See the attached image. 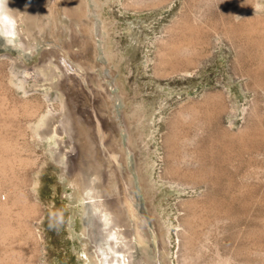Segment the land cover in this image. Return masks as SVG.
<instances>
[{
    "label": "rangeland",
    "instance_id": "obj_1",
    "mask_svg": "<svg viewBox=\"0 0 264 264\" xmlns=\"http://www.w3.org/2000/svg\"><path fill=\"white\" fill-rule=\"evenodd\" d=\"M84 1L96 29L95 50L88 46L85 51L92 57L77 58L72 52L82 47L72 44L66 56L83 72L79 60L95 63L91 73H97L107 83L106 93L108 89L112 94L107 104L112 115L106 109L99 112L113 116L121 129H114V139L123 150L135 214L121 227L119 238L131 240L132 262L264 264V0H137L140 5L133 8L125 6L131 0H98L99 13L95 0ZM255 2L260 11L253 9ZM40 7L35 12H41ZM19 18L11 45L0 34V60L13 57L20 67H40L45 81L39 76L33 83L36 89L26 94L10 83L8 66H0V95L7 98L6 104L0 98V106L23 107L24 99L40 105L50 94L58 97L54 103L60 106L70 98L63 91L65 73L55 63L56 55L43 62L55 47L42 35L46 41L36 37L33 46L23 47L26 24ZM59 21L70 28L67 40H74L72 27L81 32L77 20L65 16ZM110 48L115 56L108 66ZM162 48L171 74L158 77L154 66ZM234 104L251 114L229 113ZM1 107L0 131L9 145L2 154L0 150L7 158L0 165V264H95L93 244L83 232L93 231L96 222L107 235L105 229L113 223L110 213L98 207L103 192L96 176L88 177L95 199L72 177L67 161L79 155L76 140L65 132L60 138L32 136L35 115L29 116L24 107H6V112ZM14 109L19 113L10 116L7 112ZM40 110L42 114L45 106ZM123 112L132 135L140 134L134 149ZM61 139L67 146L60 145ZM59 146L69 154H58ZM171 168L178 171L175 177L190 184L170 182ZM164 174L167 180L161 178ZM137 224L141 240L134 235ZM156 228L163 232L162 239L154 234ZM116 243L109 237L100 246L111 254L109 246ZM113 256L118 260L123 253Z\"/></svg>",
    "mask_w": 264,
    "mask_h": 264
},
{
    "label": "bare ground",
    "instance_id": "obj_2",
    "mask_svg": "<svg viewBox=\"0 0 264 264\" xmlns=\"http://www.w3.org/2000/svg\"><path fill=\"white\" fill-rule=\"evenodd\" d=\"M84 2H85L84 0H3V3L0 4V34L5 37V40L8 43V45L9 44L11 45L12 39L10 37H12L13 35L17 33L18 25L16 23H17V19L20 17L19 19H21L22 22L26 24V29L24 31L27 34V39L25 36L22 41L23 47L28 49V47L33 46L35 39L41 38V35L46 36L49 39V41L54 45L55 49L51 52L47 51L49 53L45 56V58L43 59V62L46 63V62H49V60L53 61L54 59L53 55H56L55 58L57 60L55 61V63L58 66H60L61 69H63L62 71H64L65 73L64 74L65 75V78H64L65 90L63 91L67 92L70 98L66 100L65 103L63 104L61 103L60 106H58L59 104L54 103L58 99V97L56 95L54 96L53 94L47 95L45 97V100L43 101V104H40V105L33 103V101L29 99H24L25 101L23 102L24 103L23 107L26 108L27 114H29V116L35 115V118L33 117V119H35L34 120L35 122L34 123L32 122V125H30L31 131H32L30 133H32V136H37L40 139H44L45 136H50V135L57 136L60 138V136L62 137V134H64L65 132L68 135H70L69 137L71 140H74V139L76 140V142L74 143V146L76 147V149L77 148L79 149V152H78L79 155L76 159L70 157L67 161L69 164H72L70 165L71 170L73 171L71 173L72 177L73 176L78 177V182H77L78 185L83 190L90 189L92 191V193L90 194L91 196L90 198L95 199V193L93 192L94 191L93 185L89 183L88 177L92 174L96 176L97 180L100 183L99 187H101L102 189L101 191L103 192V195L100 197L103 200V203L101 204L98 203L99 204L98 207L100 209L104 208L105 214L110 213L111 220L113 223L112 228L105 229L107 235L103 233L100 226H98L99 224L96 222H95V227L93 231L91 228V231L85 229L83 232L85 236L89 237L90 243L93 244L91 245L93 246V248L91 249H92V256L94 258V262L95 264H115V263L130 264V263H133L132 258L128 256V252H130V248H131L130 246L131 240L129 239V241L128 240L124 241L120 239L119 236H121L122 234H119V233H123V231L121 232V227H123L124 229L127 227V224H126L127 220L130 217V215L134 213L132 209L133 199L129 196V188H130L129 186L130 185H129L128 177L123 172V160H124L123 150L122 148H119L117 140L114 139V136H115L114 129L118 131H120L121 129L119 128V126L114 124V122H112V117H113L111 116L112 113L107 108L108 107L107 104H110L109 99L112 98L110 97L112 96V94L111 92L109 93L107 89V93L109 94V97H108V94L106 93V88H105L107 83L105 84L104 80L101 77H99L97 73L96 74L91 73L90 69L91 68L94 69L95 67L94 65H96L95 63L92 64L90 59L88 61L79 60L78 66L80 65V67H83L85 69V72H83V71H79L73 64H71L70 61H73L71 60L72 57L67 58L66 56L72 52V47H73L71 46L72 44L74 45L78 43L82 47L81 51L72 52L73 54L78 55L77 58L81 56L82 54L83 56H86V58L92 57L91 54H87L85 51V49L88 48V46L92 48L93 50H95L96 37H97L96 29L94 28V22L92 18H89L90 16L88 17V13L90 9L88 5L86 4L87 2L86 3ZM129 2L125 4L126 8L140 5L137 0H133V1L131 0L132 3H129ZM144 3H142V5ZM146 4L147 2L145 3V5ZM41 5H42L41 12L37 10L35 12V9L41 8L40 7ZM95 5L97 6L96 9H97V12L99 13L100 12L99 6L101 5L100 2L98 0H95ZM45 6H47V8L43 10ZM253 9L255 11H260L261 5L256 4L255 8L253 7ZM65 16H67L70 19L72 18V20H77V22L80 24V27H81L80 33L79 31H76L75 26L72 27V30L74 31L72 32V36L74 37V40H77V42H75L74 40H67V38L65 37L67 32H69L70 28L64 27L59 23L60 22L59 20L64 18ZM103 29L104 30L107 29L105 24L103 25ZM259 33L261 34V32ZM54 34H56L57 36L59 34V37L56 38ZM47 38H41V40L46 41ZM67 43L69 46H67ZM61 51H64V55L61 54L62 53ZM166 55H167L166 50L164 48L158 51L159 61L157 60L158 61L156 63L157 65L154 66L155 75L158 77L168 76L169 74H171V72H168V70H166L165 68ZM110 56H111L110 61H109V56H108V61H109L108 66L112 65L111 63L112 56H115V53H113L112 50L110 51ZM74 63H77V62H74ZM2 65H7L8 68L10 69V71L9 70L8 71L11 72L12 74V78L13 79L16 78L15 82L13 79H11L10 83L17 84L18 89L19 88L22 89L26 94L34 90V88L36 89L37 86L35 87L33 83L38 80L40 81V77H42L41 76L42 68L40 69V67L35 66L33 69L29 70L28 68L20 67L18 66L19 60L13 57L7 60H0V66L3 69ZM172 73L173 74L175 73L176 75V72H172ZM9 76H8V79H10ZM43 79L41 80L43 81ZM5 83L9 86L7 82ZM119 83H116V84H119ZM256 83H255V86H256ZM259 88L261 87H258V89ZM252 89H254V87ZM122 90L123 89H121L120 94L124 99H126L127 94L125 93V91H122ZM137 94H138L137 90L136 91L134 90V95L136 96ZM5 96L6 95L4 96L2 95L0 98L4 99ZM6 99L7 98H5V100ZM1 102L6 104L7 100L6 101L3 100ZM5 104L3 105L4 107L0 106L1 108H4V110L8 108V106ZM97 104H99V106H95ZM43 105L45 106V111L41 114L40 108H42ZM217 106H220V105L217 104ZM16 107L15 109L19 111V108L22 106H20L19 108H16ZM252 107H255V106H252ZM8 109L12 110L11 107ZM15 109L13 111L9 110L7 113L13 112L12 115L11 113L9 115L16 116L19 112ZM105 109L108 114L111 113L110 117L108 114L107 116V115L102 114V112H99V110H105ZM7 110H5V112ZM227 110L229 111V113L235 114L237 111H240V110L242 113H244L248 109L246 108L242 109L239 106V104H234L231 107H228ZM3 112H0V113H3ZM123 118L126 124V128L130 134L128 137L130 147L134 149L133 145L135 142V137L139 136L140 134H136V136L132 135L129 129L130 128L129 118L125 112H123ZM244 119H246V117H244ZM110 120H111V123H110V126H108L107 123L109 124ZM57 123H61L62 126L58 127ZM172 125H174V122L172 123ZM26 129H29V128L26 127ZM4 135L8 136L6 134ZM2 136L3 134L0 131V138ZM2 138L0 139L1 154L3 153V149L4 150L8 149V145H9V143L6 142V139L4 138L2 140ZM111 139H112V142H111ZM63 141L64 140L62 139L60 140V145L62 144V145L67 146L66 142H63ZM170 144L172 143L170 142L168 146L171 148ZM9 151H11V148ZM57 151H58V154L60 155L62 154L66 155V154H69L70 152V151L69 152L65 151L62 146H59ZM78 153H76V155ZM1 154H0V165H2V163H4V161L7 159L6 157H3V155L1 156ZM65 167L67 169V165ZM176 171L173 168L169 170L168 173L171 176L170 182H172L173 184L181 185V186L190 184L187 181L181 180L179 178L180 176L178 175L177 177H175ZM102 178L104 180H102ZM161 178L163 180L164 179L167 180V178L165 177V174L162 175ZM96 188L98 189V186H96ZM137 228H138V224L136 225V228H134V235H136L137 238L141 240L143 238L142 232H140ZM157 230L158 228H156V230L153 229L154 234H156V237L159 236L160 238L163 232L159 231V233H157ZM125 232H126L125 235L130 238L129 232L127 230H125ZM190 234L192 235V233ZM109 237L116 238V240H118V243H116L114 246L112 244L109 247L111 250L113 249L114 253H123V258L118 256L119 257L118 260H115V257L113 256V252L110 254L107 249L100 246L101 241ZM189 243L191 244V242ZM186 261L187 260H185L184 262ZM140 262L141 264H143L144 261L140 260ZM185 264H189V263H185Z\"/></svg>",
    "mask_w": 264,
    "mask_h": 264
},
{
    "label": "clouds",
    "instance_id": "obj_3",
    "mask_svg": "<svg viewBox=\"0 0 264 264\" xmlns=\"http://www.w3.org/2000/svg\"><path fill=\"white\" fill-rule=\"evenodd\" d=\"M3 3V0H0V4H2Z\"/></svg>",
    "mask_w": 264,
    "mask_h": 264
}]
</instances>
